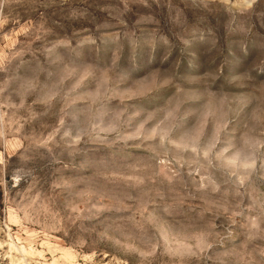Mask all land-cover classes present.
Here are the masks:
<instances>
[{
	"label": "rangeland",
	"instance_id": "obj_1",
	"mask_svg": "<svg viewBox=\"0 0 264 264\" xmlns=\"http://www.w3.org/2000/svg\"><path fill=\"white\" fill-rule=\"evenodd\" d=\"M0 264H264V0H0Z\"/></svg>",
	"mask_w": 264,
	"mask_h": 264
}]
</instances>
